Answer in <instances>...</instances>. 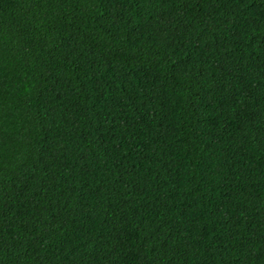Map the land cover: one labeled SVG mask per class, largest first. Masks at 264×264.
<instances>
[{"label":"trees","instance_id":"1","mask_svg":"<svg viewBox=\"0 0 264 264\" xmlns=\"http://www.w3.org/2000/svg\"><path fill=\"white\" fill-rule=\"evenodd\" d=\"M0 264H264V0H0Z\"/></svg>","mask_w":264,"mask_h":264}]
</instances>
